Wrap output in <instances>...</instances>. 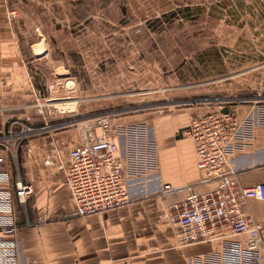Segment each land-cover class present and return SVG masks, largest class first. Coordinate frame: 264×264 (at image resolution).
<instances>
[{"label": "crops", "instance_id": "0c3cea01", "mask_svg": "<svg viewBox=\"0 0 264 264\" xmlns=\"http://www.w3.org/2000/svg\"><path fill=\"white\" fill-rule=\"evenodd\" d=\"M11 2L0 0V170L11 176L0 182V189L13 195V214L19 226L17 264H220V241L180 245L169 219L171 203L182 200L188 186L196 190L213 186L200 184L194 143L182 135V129L194 116L215 108L241 113L246 121L229 157L241 185L264 182V104L250 100L219 107L204 102L164 112L150 124L119 125L124 134H112L119 145L132 201L104 213L79 215L66 168L70 147L83 145V127H60L66 121L46 127L48 119L56 118L50 114L59 97L47 96L28 69L51 46L46 36L29 44L20 38L17 41L19 25H13ZM28 49L33 51V59L27 57ZM12 128L16 131L13 136L9 135ZM18 129L30 134L23 139ZM15 145L20 147L16 160ZM17 172L33 185L25 205L15 195ZM168 184L175 190L165 193ZM248 215L264 223V200L250 197Z\"/></svg>", "mask_w": 264, "mask_h": 264}, {"label": "rangeland", "instance_id": "374dc122", "mask_svg": "<svg viewBox=\"0 0 264 264\" xmlns=\"http://www.w3.org/2000/svg\"><path fill=\"white\" fill-rule=\"evenodd\" d=\"M11 4L17 41L29 44L46 36L51 46L28 69L47 96L59 97L50 114L56 118L45 123L49 129L66 121L60 127L81 126L84 136L97 131L96 119L106 116L111 132L121 136L119 125L150 124L164 112L204 102L264 104L261 0ZM32 53L28 49L27 57L33 59ZM18 133L24 139L30 131ZM15 147L16 160L20 147Z\"/></svg>", "mask_w": 264, "mask_h": 264}, {"label": "built area", "instance_id": "2783aa9c", "mask_svg": "<svg viewBox=\"0 0 264 264\" xmlns=\"http://www.w3.org/2000/svg\"><path fill=\"white\" fill-rule=\"evenodd\" d=\"M264 6V0H261ZM97 131H86L82 146L69 149L66 181L79 215L104 213L129 204L132 193L125 184L119 145L106 116L96 119ZM246 119L234 109H213L194 116L182 129L193 140L200 184L213 183L205 190L188 186L182 200L171 203L169 219L180 245L202 241H220V264H264V223L248 215V199L264 200V182L243 186L229 157V149ZM2 157L0 156V162ZM11 179L0 170V182ZM15 195L25 205L33 192L32 183L24 182L17 172ZM175 187L166 185L164 192ZM13 195L0 189V264H17ZM243 235V239L234 236Z\"/></svg>", "mask_w": 264, "mask_h": 264}, {"label": "bare ground", "instance_id": "6f19581e", "mask_svg": "<svg viewBox=\"0 0 264 264\" xmlns=\"http://www.w3.org/2000/svg\"><path fill=\"white\" fill-rule=\"evenodd\" d=\"M70 191V190H69Z\"/></svg>", "mask_w": 264, "mask_h": 264}]
</instances>
